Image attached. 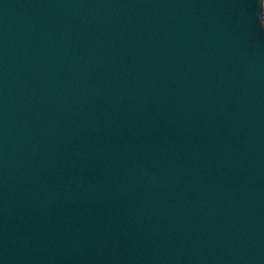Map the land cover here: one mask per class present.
<instances>
[{"label": "water", "instance_id": "obj_1", "mask_svg": "<svg viewBox=\"0 0 264 264\" xmlns=\"http://www.w3.org/2000/svg\"><path fill=\"white\" fill-rule=\"evenodd\" d=\"M0 264H264V0H0Z\"/></svg>", "mask_w": 264, "mask_h": 264}]
</instances>
